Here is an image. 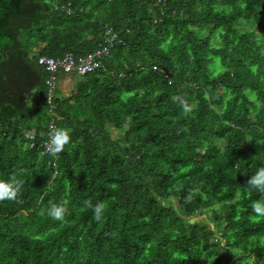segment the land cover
<instances>
[{
  "label": "trees",
  "instance_id": "trees-1",
  "mask_svg": "<svg viewBox=\"0 0 264 264\" xmlns=\"http://www.w3.org/2000/svg\"><path fill=\"white\" fill-rule=\"evenodd\" d=\"M103 45L50 103L41 57ZM259 166L264 0H0V264H264Z\"/></svg>",
  "mask_w": 264,
  "mask_h": 264
},
{
  "label": "clouds",
  "instance_id": "clouds-1",
  "mask_svg": "<svg viewBox=\"0 0 264 264\" xmlns=\"http://www.w3.org/2000/svg\"><path fill=\"white\" fill-rule=\"evenodd\" d=\"M185 111H191L188 104L184 103ZM72 137L70 131L65 128L56 129L51 136V147L49 151L53 154L60 153L64 150L65 146L70 143ZM44 155V153H41ZM24 185V180L12 177L9 179L0 178V201L17 200L21 194ZM246 185L253 191L260 193V197L251 203V210L257 217H264V166H259L255 171L249 175ZM192 199V195L187 197ZM85 206L93 209L95 218L101 219L105 212V204L102 202H96L93 204L91 199L84 202ZM48 215L57 220H63L66 214V207L63 204L53 203L47 209ZM43 214V212H42Z\"/></svg>",
  "mask_w": 264,
  "mask_h": 264
},
{
  "label": "built area",
  "instance_id": "built-area-1",
  "mask_svg": "<svg viewBox=\"0 0 264 264\" xmlns=\"http://www.w3.org/2000/svg\"><path fill=\"white\" fill-rule=\"evenodd\" d=\"M118 37V33L115 31H112L111 28H108L106 30V42L112 43L116 38ZM108 50V45H103L102 48L95 50L92 53H89L85 58L81 59L80 61H77L75 57L72 54H66L62 57H51V56H42L41 61H43L47 69L50 71L51 75L47 79V85L49 87V94H48V101L51 103L53 100V97L55 95V90L58 86L59 77L57 73L59 71L70 73L72 71H77L80 74L90 72L92 70H95L101 65V62L98 60V56L102 55V53L106 52ZM51 128L53 129V132L58 129L54 121L51 122ZM31 137L33 136L31 133L29 134ZM48 149L51 147V139L46 143Z\"/></svg>",
  "mask_w": 264,
  "mask_h": 264
},
{
  "label": "rangeland",
  "instance_id": "rangeland-1",
  "mask_svg": "<svg viewBox=\"0 0 264 264\" xmlns=\"http://www.w3.org/2000/svg\"><path fill=\"white\" fill-rule=\"evenodd\" d=\"M66 75H61L59 76V79H65ZM78 76L77 75H69V80L72 81V83H74L75 80H77ZM72 83L68 82V80H64L62 87H64L63 92L65 94H68V91L72 88ZM60 84V82H59ZM64 85V86H63ZM59 88H61V86H59ZM62 89V88H61ZM177 203V202H176Z\"/></svg>",
  "mask_w": 264,
  "mask_h": 264
},
{
  "label": "crops",
  "instance_id": "crops-1",
  "mask_svg": "<svg viewBox=\"0 0 264 264\" xmlns=\"http://www.w3.org/2000/svg\"><path fill=\"white\" fill-rule=\"evenodd\" d=\"M69 75H70V74H67L66 77H65V79H61V78L59 79V82H60L59 86H61L62 90L64 89V87H62V84H63L64 80H65V81L68 80V82L72 83V81L69 80ZM59 82H58V83H59ZM63 86H64V85H63Z\"/></svg>",
  "mask_w": 264,
  "mask_h": 264
},
{
  "label": "water",
  "instance_id": "water-1",
  "mask_svg": "<svg viewBox=\"0 0 264 264\" xmlns=\"http://www.w3.org/2000/svg\"><path fill=\"white\" fill-rule=\"evenodd\" d=\"M194 221H195V218H191V219H190V222L193 223Z\"/></svg>",
  "mask_w": 264,
  "mask_h": 264
}]
</instances>
